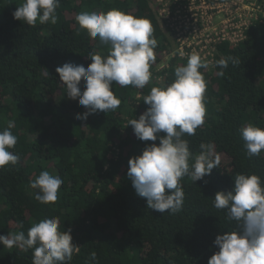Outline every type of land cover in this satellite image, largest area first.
I'll use <instances>...</instances> for the list:
<instances>
[{
  "label": "trees",
  "instance_id": "obj_1",
  "mask_svg": "<svg viewBox=\"0 0 264 264\" xmlns=\"http://www.w3.org/2000/svg\"><path fill=\"white\" fill-rule=\"evenodd\" d=\"M21 3L0 0V131L13 124L18 140L10 151L20 157L17 164L0 168V235H27L34 222L54 218L60 231L71 230L79 249L68 264H93L92 251L97 253L95 264H208L219 251L216 236L236 227L227 219V209L214 207L215 194L232 190L239 173H255L264 180V150L249 156L240 132L248 123L264 127V24H253L236 46L219 45L215 64L200 69L207 82L206 115L195 135L184 138L193 155L199 154L201 142L212 143L214 152L227 160L221 159L219 167L197 182L183 177V208L171 214L149 209L127 175L130 158L165 135L140 140L128 121L147 110L143 98L151 87L171 83L175 67L188 59L173 57L167 68L155 70L171 41L152 1L60 0L57 23L35 26L14 18ZM113 8L150 20L158 41L150 67L155 75L140 98L136 87L113 82L120 106L77 119L88 109L79 97L67 96L56 68L66 62L87 66L93 51L109 54L110 45L91 38L76 16ZM230 57L239 63L234 65ZM221 58L228 59L223 76L216 65ZM43 171L63 181L55 203L39 202V189L30 187ZM0 264H32V250L0 242Z\"/></svg>",
  "mask_w": 264,
  "mask_h": 264
},
{
  "label": "clouds",
  "instance_id": "obj_2",
  "mask_svg": "<svg viewBox=\"0 0 264 264\" xmlns=\"http://www.w3.org/2000/svg\"><path fill=\"white\" fill-rule=\"evenodd\" d=\"M59 4L60 0H23L13 16L29 26L37 22L56 24ZM76 21L91 38L99 37L101 44L110 45L106 57L95 51L89 53L92 62L87 66L66 62L56 68L60 81L66 85L67 96L79 97V104L88 109L78 113L77 119L86 120L97 111L108 112L120 106L121 100L112 89L113 82L140 89L149 83L158 41L149 19L116 8L106 12L83 11ZM228 59L234 65L239 63L236 58ZM228 59L216 61L221 76L228 67ZM208 65L209 61L199 53L190 54L185 65L175 67L171 83L153 86L144 96L143 101L149 105L147 110L139 118L128 121L127 126L131 125L136 137L143 141H156L158 133H165L159 136V144H149L141 155L129 160L127 175L137 195L146 198L149 209L171 214L182 211L185 194L181 179L189 176L197 182L221 163L214 144L201 142L199 154L193 155L189 141L184 138L185 134L195 135L204 123L207 82L200 69ZM12 127L9 122L0 131V168L15 165L20 159L10 151L18 140ZM240 132L248 155L259 156L264 150V127L248 123L241 126ZM234 181L232 190L215 194L214 207L227 209V219L235 221L236 227L216 236L214 244L219 251L210 257L208 264H264V180L255 173H239ZM62 183L60 177L43 171L30 181V187L39 189L36 200L49 204L58 199ZM0 242L8 248L31 249L32 264H68L79 250L73 243L71 230L60 231L54 218L34 222L27 235L23 231L0 235ZM89 258L95 264L97 253L92 251Z\"/></svg>",
  "mask_w": 264,
  "mask_h": 264
},
{
  "label": "built area",
  "instance_id": "obj_3",
  "mask_svg": "<svg viewBox=\"0 0 264 264\" xmlns=\"http://www.w3.org/2000/svg\"><path fill=\"white\" fill-rule=\"evenodd\" d=\"M151 1L171 41L155 66L157 72L167 68L171 58L187 59L193 52L209 61V67L213 66L219 45L236 46L246 40L253 24H264V0ZM143 93L144 88H137L138 98Z\"/></svg>",
  "mask_w": 264,
  "mask_h": 264
},
{
  "label": "rangeland",
  "instance_id": "obj_4",
  "mask_svg": "<svg viewBox=\"0 0 264 264\" xmlns=\"http://www.w3.org/2000/svg\"><path fill=\"white\" fill-rule=\"evenodd\" d=\"M151 70V69H150ZM220 157H221V159L223 160V161H226L227 160V157L225 156V155H220Z\"/></svg>",
  "mask_w": 264,
  "mask_h": 264
}]
</instances>
